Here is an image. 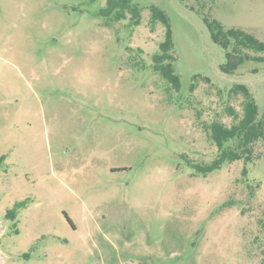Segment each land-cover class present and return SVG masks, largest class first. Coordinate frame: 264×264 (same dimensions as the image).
Segmentation results:
<instances>
[{"label":"rangeland","instance_id":"rangeland-1","mask_svg":"<svg viewBox=\"0 0 264 264\" xmlns=\"http://www.w3.org/2000/svg\"><path fill=\"white\" fill-rule=\"evenodd\" d=\"M106 3L0 0V264H261L264 143L207 176L184 156L215 158L201 124H233L235 85L264 113V64L225 74L204 22L264 41V0H134L136 26L97 16ZM152 6L179 92L154 69Z\"/></svg>","mask_w":264,"mask_h":264},{"label":"trees","instance_id":"trees-1","mask_svg":"<svg viewBox=\"0 0 264 264\" xmlns=\"http://www.w3.org/2000/svg\"><path fill=\"white\" fill-rule=\"evenodd\" d=\"M150 8L153 25L160 22L167 27L165 41L160 45V53L154 56V69L169 83L173 91L179 92L181 79L174 68L176 57L173 49L172 30L165 12L156 6ZM140 11L141 8L134 4V0H107L106 6L98 11L97 16L108 22H119L126 19L127 14H130L133 25L136 26L140 23ZM204 22L210 31L212 41L226 51L228 61L221 67L225 74L234 75L238 67L245 62L264 64V41L241 29H227L217 20L210 21L205 18ZM191 89H194V84ZM230 95L242 98L241 113L233 106H228L224 110L226 115L233 119V124L226 126L219 120L201 124L208 140L217 149L215 158L206 163L184 156L189 166L199 174L207 176L222 169L224 165L237 161L252 164L262 157V153L260 155L255 151L258 143H264V113L260 112L256 99L247 86L235 85L230 90ZM3 159L4 157L0 160ZM26 205V201L16 203L12 209L7 211V219L17 220L19 211ZM67 220L73 224L68 216ZM261 224L264 230V209ZM26 256L28 257V255ZM261 264H264V258Z\"/></svg>","mask_w":264,"mask_h":264}]
</instances>
